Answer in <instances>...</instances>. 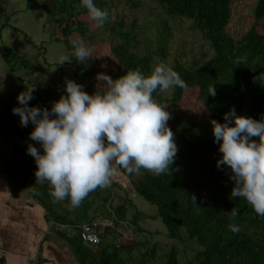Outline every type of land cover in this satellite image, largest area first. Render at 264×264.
Instances as JSON below:
<instances>
[{
	"label": "trees",
	"instance_id": "16d2710c",
	"mask_svg": "<svg viewBox=\"0 0 264 264\" xmlns=\"http://www.w3.org/2000/svg\"><path fill=\"white\" fill-rule=\"evenodd\" d=\"M155 1L169 17L190 18L193 29L198 30L212 48V55L194 67L177 61L172 68L181 75L187 86L172 87L171 97L166 95V91L156 90L153 98L160 105L175 103L184 97L185 90H195L210 119L207 122L191 120L185 123L170 118L167 124L174 133L178 151L169 174L155 175L147 169L128 173L123 167L119 169L131 179L139 194L157 206L158 216L166 227L168 237L184 244L187 242L185 248L195 252V262L189 261L187 264H264V216L257 214L244 197L231 195L234 181L230 179L227 165L217 166L221 152L218 142L214 141L211 123L212 119L223 122L224 113L233 107L237 115L256 119L264 117V36L255 25L240 38L227 32L232 0ZM95 3L103 9H107L109 4L108 0H95ZM43 5L70 49V62L75 67L78 82L89 94L107 89V83L97 79L100 72L117 78L129 70H140L144 74L153 70V58L149 53L138 54L130 49L132 29L124 31V22L112 20L110 13L108 21L101 26L119 40L111 48L119 62L117 68L111 70L113 62L110 57L98 62L92 58L78 61L72 56L71 35L77 32L85 41L88 39L92 42L89 21L81 16L83 13L88 16V9L81 0H45ZM255 16L257 19L264 17V0H258ZM130 28H134V25ZM2 51L12 68L16 62H22L31 70L26 73L39 76L35 72L39 65L32 63L31 59L19 56L6 47ZM161 51L164 52L163 47ZM210 85H215V95L208 93ZM40 88V84L36 83L33 99L28 102L30 106H43L47 101V91ZM43 91L47 94L44 102L40 99ZM8 119L10 121L11 118ZM4 123H9L5 117ZM251 139L259 141L258 136ZM35 144L40 147L39 142ZM24 149H18L19 154L25 156L23 167L17 170V176H12L19 183V176L30 180L32 192L45 209L47 220L56 223V231L73 247L80 263L145 264V259L141 258L131 262L130 254L138 243L125 239L118 245L116 230H111L99 245L84 247L87 242L82 240L79 233L70 234L67 229L60 228L69 226L76 229L81 223L94 219L89 216L92 199L103 188L107 192L113 190L112 180L108 186H98L90 191L78 206L73 205L70 198L57 200L51 194L49 182L36 180L35 159ZM40 150L43 151L42 148ZM108 198L106 195L105 200ZM130 201L124 200L114 208L104 206L103 214L97 217L115 214L118 223H126L128 205L132 204ZM233 207L239 210L235 218L229 212ZM139 216V212L133 213L132 222L138 230L144 231ZM230 224L238 225L239 231H232ZM72 234L75 237H70ZM154 247L152 251H156ZM180 250L179 245L173 243L166 253L165 264H182ZM145 254L143 252L142 257Z\"/></svg>",
	"mask_w": 264,
	"mask_h": 264
},
{
	"label": "clouds",
	"instance_id": "9594fccd",
	"mask_svg": "<svg viewBox=\"0 0 264 264\" xmlns=\"http://www.w3.org/2000/svg\"><path fill=\"white\" fill-rule=\"evenodd\" d=\"M81 3L98 26L108 21L109 11L97 6L95 0ZM9 33L7 28L0 31L6 43ZM71 44L72 56L78 61L93 57V49L80 38L72 39ZM65 62H70V57L60 55L58 63ZM97 79L108 87L93 94L81 83L66 79L64 92L50 108L30 106L34 87H26L12 109L22 126L35 125L29 135L40 147L29 144L27 151L37 165L36 180L49 182L52 196L70 198L75 206L96 187L108 186L118 167L128 173L147 169L155 175L169 174L178 151L167 124L171 113L153 98L156 90L187 86L176 70L161 63L149 74L129 70L113 78L100 72ZM208 93L216 94L215 85H210ZM211 123L221 152L217 166L227 165L234 181L231 195L244 197L264 216V117L237 115L233 107L224 113L223 122L212 119ZM254 136L259 141L251 139ZM229 212L235 218L239 210L233 207ZM229 227L239 231L236 224Z\"/></svg>",
	"mask_w": 264,
	"mask_h": 264
},
{
	"label": "rangeland",
	"instance_id": "374dc122",
	"mask_svg": "<svg viewBox=\"0 0 264 264\" xmlns=\"http://www.w3.org/2000/svg\"><path fill=\"white\" fill-rule=\"evenodd\" d=\"M18 2V4L9 6L10 8L17 7L24 3ZM34 5V1L31 2ZM108 8L112 20H121L124 22V31L131 30V47L130 49L138 54L149 53L153 58L154 67L158 64L164 63L170 67H173L177 61L184 63L188 67H194L200 62L212 55V48L208 45L207 41L202 38L201 33L198 30L193 29L192 20L188 17L173 16L169 17L167 13L161 8L159 3L155 0H108ZM258 0H232L231 2V17L226 26L227 32L235 37H242L253 25L264 36V17L259 19L255 16V7ZM44 4V2H43ZM21 12H17V15L11 16L8 11L5 10L4 4L0 6V18L2 22L16 20L20 24L22 21ZM90 24V35L92 42L88 39L85 41L83 37L75 32L71 35V38H80L88 47L93 49L92 56L95 62L100 61L102 58H111L113 62L112 71L118 66V59L112 52V46L119 42L116 37L110 35V31L97 25V23L90 17V15H83ZM38 22L40 23L41 17L39 14L28 20L32 29L35 32L38 30ZM167 22V24H166ZM25 24V23H23ZM134 25V28L130 26ZM166 24V25H165ZM19 28L23 30L22 25ZM31 36V33H29ZM133 36V37H132ZM64 40V39H63ZM164 48V52L161 48ZM15 53V52H14ZM35 55H29L27 58L31 59L35 65H44L43 54L37 49L34 52ZM33 53V54H34ZM17 54V53H16ZM10 64V63H9ZM17 68L21 67V62H16ZM15 65V66H16ZM153 67V69H154ZM59 74L62 75V71L66 66L61 65ZM26 69V68H25ZM27 73L31 82L34 83L35 79ZM26 77L22 76V79L26 81ZM64 77L60 76L58 83V90H50V98L43 103V107L50 108L52 102L57 100V93L59 91L64 92ZM27 85V84H26ZM41 91V90H40ZM173 88L166 90V95L171 97ZM197 91L185 90V95L181 100H177L175 103L166 102L162 106L171 113V119H178L182 122H189L194 120L196 122L209 121V114L204 108V104L197 99ZM49 97V95H48ZM14 98H11V100ZM7 99H5L6 101ZM49 101V103H48ZM48 103V105H46ZM5 104V107L12 106ZM14 106V105H13ZM8 110V109H7ZM6 110V115L8 112ZM13 121L9 123L10 131L3 129V133L0 132V171L6 177L8 174L16 175L17 170L23 167L25 162V156L20 155L18 157L16 150L19 147L27 149L29 144H35V140H32L29 133L35 127L30 122L25 128H20L21 122L19 115H15L12 118ZM9 120V119H8ZM170 119L167 121L169 123ZM9 122V121H8ZM17 147V149H16ZM24 149V151H25ZM19 161V162H18ZM18 167L14 166V163ZM15 164V165H16ZM18 178V177H17ZM114 183L113 190L109 192L102 189L99 194H96L92 199L91 210L89 216L94 219L97 216L103 214V207H112L120 204L124 200H131L132 204L128 205L126 227L129 230L130 238L135 240L138 245L134 247L131 252V262L134 263L135 259H145V264H165L167 260V252L173 243H176L180 247L179 257L182 264H187L189 261L195 262L193 250L185 248V244L179 240H173L166 234V227L158 216V208L155 204L147 201L141 194H139L131 179L127 177L120 169L117 168L116 174L111 179ZM19 181L22 184H18V181H14V187L17 191H20L26 195L23 196L25 203L29 202V198L32 195L30 180L26 181L25 177L19 176ZM15 190V189H14ZM16 191V192H17ZM109 196L108 200H105V196ZM34 198V197H33ZM17 203V202H16ZM21 206V203L17 204ZM16 205V206H17ZM139 212V221L143 230H138L134 225L133 213ZM96 217V218H95ZM52 228H56L55 223H51ZM10 230L9 233H11ZM146 231V232H145ZM70 237H75L73 234ZM110 238V236L108 237ZM124 239V240H125ZM123 242V239L119 242ZM89 247V243H85L84 247ZM155 246L156 251H152ZM146 254L142 257V253Z\"/></svg>",
	"mask_w": 264,
	"mask_h": 264
},
{
	"label": "crops",
	"instance_id": "0c3cea01",
	"mask_svg": "<svg viewBox=\"0 0 264 264\" xmlns=\"http://www.w3.org/2000/svg\"><path fill=\"white\" fill-rule=\"evenodd\" d=\"M32 1L35 2L34 5H32ZM44 1L23 0L24 3L14 8L9 6H16L18 2L22 1L7 0L5 3L0 1V6L4 4L5 10L11 16L17 15L18 11L22 14V24L16 20L2 22L3 20L0 18V31L5 28L9 29L11 37L7 43L0 37V76L3 75L0 77V83L3 85L0 87V132L4 128L10 131L9 123L17 115L12 109L19 104L17 96L26 87H35L38 83L41 86L40 89L44 88L49 95L48 98H50V90H58L60 76H65L64 81L72 79L78 82L75 67L71 62L63 63L66 66V74L65 70L61 72L62 75L59 74L62 64L58 63V58L60 55L70 57V49L62 36L59 35L51 15L46 12L43 5ZM37 14L41 17V21L39 23L37 19L39 32L34 33V29L29 25L28 20ZM19 25L25 28L21 30ZM3 47L26 58L29 55L34 56L36 49L43 54L45 64H40V67L36 69L35 72L39 76H34V83L27 76L26 72H31V70L27 69L24 63L21 62L20 68H17V65L14 68L11 67L3 55ZM22 76L28 77V80L24 81ZM61 93L62 91L57 93L58 99ZM11 98L14 99L11 100ZM5 99L7 100L5 101ZM10 103H14V106L5 107V104L9 105ZM6 110L8 117L12 119L10 121L6 117ZM4 117L7 122L9 121L8 124L4 123ZM27 126L21 125L19 127L25 128ZM16 153L19 157L18 149ZM18 162L17 164L14 163V166L18 167ZM14 181L12 174L4 177L0 171V264H82L77 259L73 247L56 231L57 225L55 229L52 228V222L47 220L46 211L35 198L33 192L29 202L25 203L23 196L26 194L16 190V187L13 186ZM18 184H22V182ZM18 203H21V206H18ZM10 230L13 231L9 233ZM33 255L37 256V261L30 259V256Z\"/></svg>",
	"mask_w": 264,
	"mask_h": 264
},
{
	"label": "built area",
	"instance_id": "2783aa9c",
	"mask_svg": "<svg viewBox=\"0 0 264 264\" xmlns=\"http://www.w3.org/2000/svg\"><path fill=\"white\" fill-rule=\"evenodd\" d=\"M46 98L47 94L43 91L41 93L40 99L42 102H44ZM110 210L112 209L110 208ZM61 227L67 229L70 234L71 232L73 234L79 233L83 241L93 245H99L109 235L111 230H116L118 232V245L122 239L124 240L127 237L130 238V233L128 228L126 227V224L124 222L118 223L116 221L115 214L106 217H97L96 219L83 222L76 229H73L69 226ZM30 259L33 261H37V256H30Z\"/></svg>",
	"mask_w": 264,
	"mask_h": 264
}]
</instances>
